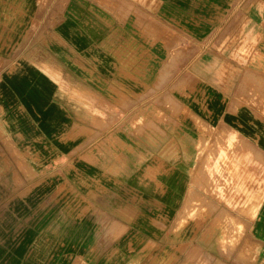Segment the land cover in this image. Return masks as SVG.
Segmentation results:
<instances>
[{
    "label": "rangeland",
    "instance_id": "obj_1",
    "mask_svg": "<svg viewBox=\"0 0 264 264\" xmlns=\"http://www.w3.org/2000/svg\"><path fill=\"white\" fill-rule=\"evenodd\" d=\"M248 11L238 0H0V176L37 179L35 172H59L79 153L60 143L43 147L49 140L43 118L29 116L8 91L22 72L38 68L54 102L71 115L58 119L80 120L87 128L98 122V137L128 117L136 126L141 110L155 103L159 116L148 119L163 131L142 126L133 139L143 144L166 135L172 124L184 125V108L197 115L193 163L165 167L168 190L179 195L176 204L171 198L161 211L151 189L147 196L132 178V192L140 202L142 191L144 200L129 228L93 229L84 220L64 238L66 219L81 217L68 208L53 217L50 237L48 228L36 238V257L50 254L52 260L35 264H236L247 220L264 199V67L252 68L250 39L240 36L252 24ZM256 24L261 49L264 15ZM210 50L238 65L228 100H216L221 94L194 76L195 60ZM53 136L68 139L66 132ZM13 142L29 146L16 149ZM93 237L101 243L91 260Z\"/></svg>",
    "mask_w": 264,
    "mask_h": 264
},
{
    "label": "crops",
    "instance_id": "obj_2",
    "mask_svg": "<svg viewBox=\"0 0 264 264\" xmlns=\"http://www.w3.org/2000/svg\"><path fill=\"white\" fill-rule=\"evenodd\" d=\"M238 4L250 7L246 19L252 24L247 23L240 36L250 39L251 48L247 49L254 52L252 68L264 67V44L261 49L259 48L262 33L260 28L254 27L264 15V0H238ZM215 52L218 51L210 50L195 60L192 67L194 76L207 81L211 90L221 94L216 100H228L229 92L236 84L239 68ZM38 70L36 68V72L32 73L29 70V73L22 72L14 76L8 83V91L15 100L22 103L29 116L43 118L42 132L45 139L49 138L45 141L44 148H57L60 143L61 147L76 149L79 153L73 163L71 157L69 159L71 161L66 164L68 166L61 167L59 172H35L39 174L38 177L35 175L37 179L29 180L24 174L14 173L0 176V264H25V261L35 264L36 260L51 261L50 254L41 258L36 257V238L45 236L43 230L48 228L50 237L52 235L50 229L54 227L53 217L57 213H67L68 208L76 215L81 213V217L80 220L72 222L66 219L67 229L63 233L64 238H68L70 228L77 230L83 227L84 220L92 221L93 229L111 228L112 224L115 229L129 228L132 214L142 211L143 205L137 203L144 200L142 191H139L141 196H138L140 202L137 200V194L132 192L129 183L132 178L140 184V190L147 191V196L148 189H151L153 194H150L155 199L153 202L164 212L165 201L172 198L173 205L174 197L176 201L179 199V195L176 196L173 189L168 190L165 167L179 169L180 164L188 166L194 160L197 143L194 126L197 124V115L189 108H184L183 118L186 119L184 125L172 124L173 126L165 131L166 135L155 141L149 142L146 139L143 144L134 140L133 135L139 132L142 126L144 129L149 124L157 127L155 122L148 119L149 116L158 118L157 103L147 105L141 110V114L137 116L140 123L134 122L136 126L130 124L131 121L127 120L129 117L124 118L123 126L110 128L103 136L98 137L97 135L103 132L98 122L87 128L79 124L80 120L78 124L73 122L66 124L64 120L58 119L71 115L68 110L66 115L65 110L54 102L50 84L45 82L46 77ZM80 104L82 107V103ZM84 114L85 112L81 111L79 116ZM216 116L222 118L224 114ZM160 117L163 121V116ZM67 128H70V131ZM157 129L163 131V128ZM0 132H3L1 126ZM62 132L67 133V140L54 139V133ZM75 132H79V136L74 140L69 139ZM13 144L16 149L29 146L17 142ZM3 145V142H0V148ZM260 150L264 153V147H260ZM71 163L74 166L73 173L69 172ZM74 164L78 167L75 168ZM169 171L166 175H169ZM132 172H138L139 175L132 177ZM145 200L147 201L146 198ZM83 214L88 215L84 217ZM247 229L237 248L236 264H264V199L255 216L250 221L247 220ZM68 243L69 241H65L62 245ZM100 243V238H92L89 242L92 246L90 252L92 256L88 259L96 258L94 255L98 254Z\"/></svg>",
    "mask_w": 264,
    "mask_h": 264
}]
</instances>
